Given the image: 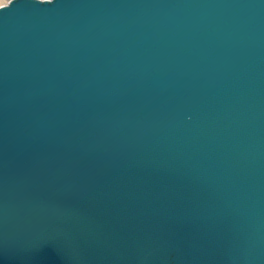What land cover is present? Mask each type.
Instances as JSON below:
<instances>
[{
  "label": "water",
  "instance_id": "1",
  "mask_svg": "<svg viewBox=\"0 0 264 264\" xmlns=\"http://www.w3.org/2000/svg\"><path fill=\"white\" fill-rule=\"evenodd\" d=\"M0 264H264V0L0 4Z\"/></svg>",
  "mask_w": 264,
  "mask_h": 264
},
{
  "label": "rangeland",
  "instance_id": "2",
  "mask_svg": "<svg viewBox=\"0 0 264 264\" xmlns=\"http://www.w3.org/2000/svg\"><path fill=\"white\" fill-rule=\"evenodd\" d=\"M8 0H0V4L7 2Z\"/></svg>",
  "mask_w": 264,
  "mask_h": 264
},
{
  "label": "clouds",
  "instance_id": "3",
  "mask_svg": "<svg viewBox=\"0 0 264 264\" xmlns=\"http://www.w3.org/2000/svg\"><path fill=\"white\" fill-rule=\"evenodd\" d=\"M47 2H51V0H47Z\"/></svg>",
  "mask_w": 264,
  "mask_h": 264
}]
</instances>
